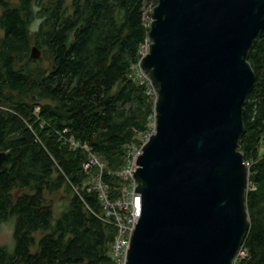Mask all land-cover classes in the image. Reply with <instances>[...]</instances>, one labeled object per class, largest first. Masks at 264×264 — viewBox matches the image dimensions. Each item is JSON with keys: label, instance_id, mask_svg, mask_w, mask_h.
<instances>
[{"label": "trees", "instance_id": "trees-1", "mask_svg": "<svg viewBox=\"0 0 264 264\" xmlns=\"http://www.w3.org/2000/svg\"><path fill=\"white\" fill-rule=\"evenodd\" d=\"M144 1L0 0V226L14 223V246L0 247V264L113 263L117 228L98 192L87 191L86 151L65 142L87 145L106 164L114 200L125 184L116 174L155 116L156 96L138 70L150 29ZM249 62L256 83L240 150L251 164L250 229L234 264H264V38ZM63 189L56 218L47 196Z\"/></svg>", "mask_w": 264, "mask_h": 264}, {"label": "water", "instance_id": "water-1", "mask_svg": "<svg viewBox=\"0 0 264 264\" xmlns=\"http://www.w3.org/2000/svg\"><path fill=\"white\" fill-rule=\"evenodd\" d=\"M149 5L139 67L156 94L155 132L134 173L139 220L126 264H234L250 229L240 141L264 0H145L143 11Z\"/></svg>", "mask_w": 264, "mask_h": 264}, {"label": "built area", "instance_id": "built-area-1", "mask_svg": "<svg viewBox=\"0 0 264 264\" xmlns=\"http://www.w3.org/2000/svg\"><path fill=\"white\" fill-rule=\"evenodd\" d=\"M151 12L152 6L148 7L144 11V20L146 24H150L151 22ZM146 15L148 19H146ZM149 45L150 40L148 38L146 44L143 45L141 50L142 57H144L148 53ZM138 69L141 73V78H145L146 75L140 69L139 65ZM149 94H154L156 96L152 87L149 91ZM151 126L152 130L149 132V134L142 137V146L129 148L126 164L124 168L116 174L118 177L124 180L125 184L122 185L119 190V195L114 200L110 199L109 186L105 183L103 178L106 164L97 155H95L87 145H81L73 139L65 142L70 145L71 149L75 150L81 147L87 153L88 161L84 164V170L88 175L91 174V179L88 183L87 191L89 193H91L92 191L98 192L99 199L102 202L104 209L106 210L105 220L107 222H113V225L117 228L115 239L111 246V258L114 261V264L127 263V255L130 248L131 239L134 234L136 224L139 220L137 211L138 193L136 192L138 184L134 178V173L139 167L138 159L142 155L143 145L155 132L154 121ZM246 166L249 168L251 164L246 162ZM94 169L98 170L96 174L92 173ZM249 189H251L250 184L248 185V190ZM110 217L114 218L113 221H111ZM245 255V252L240 251L237 260H239L241 257H245Z\"/></svg>", "mask_w": 264, "mask_h": 264}, {"label": "rangeland", "instance_id": "rangeland-1", "mask_svg": "<svg viewBox=\"0 0 264 264\" xmlns=\"http://www.w3.org/2000/svg\"><path fill=\"white\" fill-rule=\"evenodd\" d=\"M145 17H146V19H148L147 15ZM42 64L46 65L45 67H47L46 61H43ZM141 79H143V78H141ZM144 80H148V79L145 77ZM263 148H264V146H263ZM65 196H66L65 189H63L62 191H60L58 193L50 194L47 196V199L53 202L54 214H55L56 218L60 216L63 209L65 208V205L67 204ZM13 231H14L13 220H12V222H5L0 226V247L7 246V247H9V249L13 248V246H14ZM40 236H41L40 234H37V238H39ZM112 264H114V261Z\"/></svg>", "mask_w": 264, "mask_h": 264}, {"label": "flooded vegetation", "instance_id": "flooded-vegetation-1", "mask_svg": "<svg viewBox=\"0 0 264 264\" xmlns=\"http://www.w3.org/2000/svg\"><path fill=\"white\" fill-rule=\"evenodd\" d=\"M150 6H152V10H153L154 5H149V7H150Z\"/></svg>", "mask_w": 264, "mask_h": 264}]
</instances>
